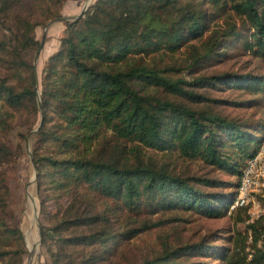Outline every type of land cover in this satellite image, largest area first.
<instances>
[{
  "label": "trees",
  "instance_id": "obj_1",
  "mask_svg": "<svg viewBox=\"0 0 264 264\" xmlns=\"http://www.w3.org/2000/svg\"><path fill=\"white\" fill-rule=\"evenodd\" d=\"M27 1L44 3L41 17ZM64 1L0 0V132L14 127L15 113L30 119L41 106L32 136L40 213H48L42 191L65 199L56 204L57 221L41 225L53 264H130L124 246L165 227L155 256L132 264H264V213L249 221L247 207L228 210L264 138V115L244 122L216 109L256 106L263 113L264 74L203 72L214 59L249 55L264 64V0H95L66 22L38 91L32 61L40 44L32 33L60 17ZM219 84L248 98L214 102L201 92ZM21 154L22 147L0 136V264H23L24 238L3 171ZM175 157L237 180L180 174ZM177 210L205 218L229 212L227 244H209L214 234L199 242L176 239L174 221L184 220ZM198 255L211 260L186 262Z\"/></svg>",
  "mask_w": 264,
  "mask_h": 264
},
{
  "label": "rangeland",
  "instance_id": "obj_2",
  "mask_svg": "<svg viewBox=\"0 0 264 264\" xmlns=\"http://www.w3.org/2000/svg\"><path fill=\"white\" fill-rule=\"evenodd\" d=\"M95 0H65L57 11L61 16H75L80 13L82 8L87 5V8L94 3ZM31 7L32 11H35L38 16H42L44 3L38 5V3L32 2L27 4ZM41 6V7H40ZM51 8L55 9V4H51ZM50 20L42 25L35 28L32 33L39 44L42 40L41 49L37 50L35 57L32 61L38 80V91L41 88V80L43 76V68L47 62L49 56L55 53L60 48V40L65 34L66 22L72 21L67 20L64 22L56 21L53 22L46 29V34L43 37L44 26ZM3 36V32L0 29V37ZM179 55V54H178ZM177 55V56H178ZM166 61V60H164ZM255 67V70L251 68ZM230 71L238 73H247L251 71L252 73H258L260 75L264 74V64L258 63L257 60L253 59L251 56L244 57H232L230 59L222 61H211L204 65L203 72L205 74L216 75L221 72ZM184 77L188 78L187 71L184 72ZM213 80V79H212ZM219 87L209 86L206 89H201V92L216 100H227L231 102L232 100H240L248 98V94H243L240 91L230 88L227 85ZM213 102V103H214ZM215 104V103H214ZM221 113L225 114L229 119L232 120H242L247 121L249 119L256 120L257 116L264 115V112L255 107H235L230 105H220L216 107ZM41 115L40 113L36 116L30 115V119H27L26 114L15 113L12 124L14 125L7 133L0 132V136L5 139L8 138L13 144L14 148L22 147V154L16 160L8 165L3 166V171L6 174L7 184L9 187V205L13 211V216L15 222L18 224L23 238H24V248L25 253L23 254V264H53L49 252L47 250V244L42 243V237L39 229L41 231V225L47 227L55 223L58 219L57 211L58 202L62 204L65 203V199L59 195L57 191L40 193L41 197L48 195L49 199L47 203V214L40 213V203L38 198V193L36 191V178L34 171L30 162L29 153L32 154V149L36 147V138L32 137L37 128L40 125ZM28 121L34 122L31 131L26 135L25 140L20 139V134H23L28 127ZM259 134V131H256ZM33 157V155H32ZM166 157V156H165ZM174 167L176 171L180 174L192 176L200 175L204 177H217L223 180H229L236 182L237 178L228 172H219L211 169L209 166L201 165L199 160H186L182 158L175 157ZM37 173V172H36ZM30 182V184H29ZM233 189V188H232ZM221 192H229L228 188L219 189ZM33 202V203H32ZM232 204V203H231ZM231 204L228 210L231 209ZM34 206L36 207V213H34ZM227 217L218 218H205L202 216L189 215L188 211L177 210L174 212L175 217L184 218L183 221H174V233L175 238H179V241L185 242H199L209 234H214L208 241L211 245L216 244H227L223 239L224 231L233 227L231 219L234 217L231 215L229 217V212ZM245 223H238L236 228L243 230L245 228ZM172 225V226H173ZM162 231L169 230L168 227L160 229ZM160 230L147 231L143 234L138 235L135 239H132L128 244L124 246V253L126 252L125 259L132 264L134 263L135 257L138 261L142 260L143 257L151 258L156 254V242ZM36 243V249L33 245ZM30 251L32 252L29 256ZM186 262H201L209 261L211 258L205 256H190Z\"/></svg>",
  "mask_w": 264,
  "mask_h": 264
},
{
  "label": "built area",
  "instance_id": "obj_3",
  "mask_svg": "<svg viewBox=\"0 0 264 264\" xmlns=\"http://www.w3.org/2000/svg\"><path fill=\"white\" fill-rule=\"evenodd\" d=\"M247 207L249 221L264 213V138L242 170L231 209Z\"/></svg>",
  "mask_w": 264,
  "mask_h": 264
},
{
  "label": "water",
  "instance_id": "obj_4",
  "mask_svg": "<svg viewBox=\"0 0 264 264\" xmlns=\"http://www.w3.org/2000/svg\"><path fill=\"white\" fill-rule=\"evenodd\" d=\"M86 9H87V5L86 6H84L83 8H82V10L80 11V13L79 14H77V15H75V16H60V17H58V18H56V19H53V20H50L48 23H47V25H45L44 26V31H43V37L45 36V34H46V29L48 28V26H50L53 22H56V21H61V22H64V21H67V20H76V19H78L80 16H82L83 14H84V12L86 11ZM41 47H42V40H41V43H40V46H39V49H38V52H39V50L41 49ZM40 107V115H41V120H40V122L42 121V117H43V113H42V108H41V106H39ZM29 158H30V162H31V165H32V168H33V171H34V175H35V177H36V175H37V173H36V165H35V162H34V159H33V157H32V154H30L29 153ZM29 184H30V182H29ZM34 213H36V207L34 206ZM38 229H39V237H40V234H41V231H40V227H38ZM31 251H30V253H29V256L31 255Z\"/></svg>",
  "mask_w": 264,
  "mask_h": 264
},
{
  "label": "bare ground",
  "instance_id": "obj_5",
  "mask_svg": "<svg viewBox=\"0 0 264 264\" xmlns=\"http://www.w3.org/2000/svg\"><path fill=\"white\" fill-rule=\"evenodd\" d=\"M32 203H33V202H32ZM33 247H34V248H32V249H36V243H34Z\"/></svg>",
  "mask_w": 264,
  "mask_h": 264
}]
</instances>
